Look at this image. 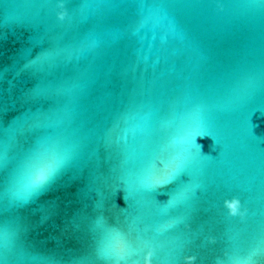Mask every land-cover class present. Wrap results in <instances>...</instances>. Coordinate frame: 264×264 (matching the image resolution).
Returning a JSON list of instances; mask_svg holds the SVG:
<instances>
[{"label": "water", "instance_id": "obj_1", "mask_svg": "<svg viewBox=\"0 0 264 264\" xmlns=\"http://www.w3.org/2000/svg\"><path fill=\"white\" fill-rule=\"evenodd\" d=\"M0 264H264V0H0Z\"/></svg>", "mask_w": 264, "mask_h": 264}, {"label": "snow or ice", "instance_id": "obj_2", "mask_svg": "<svg viewBox=\"0 0 264 264\" xmlns=\"http://www.w3.org/2000/svg\"><path fill=\"white\" fill-rule=\"evenodd\" d=\"M52 169H46V170H41L39 174L32 180L30 181L29 187H35L36 185H39L42 183L44 180L48 178L50 175Z\"/></svg>", "mask_w": 264, "mask_h": 264}]
</instances>
